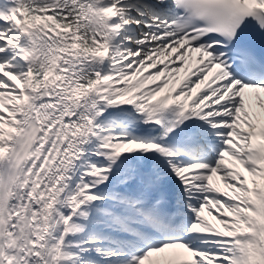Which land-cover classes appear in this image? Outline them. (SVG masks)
<instances>
[{
  "label": "snow or ice",
  "instance_id": "snow-or-ice-1",
  "mask_svg": "<svg viewBox=\"0 0 264 264\" xmlns=\"http://www.w3.org/2000/svg\"><path fill=\"white\" fill-rule=\"evenodd\" d=\"M0 264H264V0H0Z\"/></svg>",
  "mask_w": 264,
  "mask_h": 264
}]
</instances>
